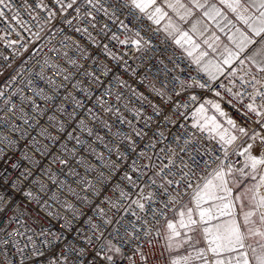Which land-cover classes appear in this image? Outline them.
Instances as JSON below:
<instances>
[{
  "label": "snow or ice",
  "instance_id": "obj_1",
  "mask_svg": "<svg viewBox=\"0 0 264 264\" xmlns=\"http://www.w3.org/2000/svg\"><path fill=\"white\" fill-rule=\"evenodd\" d=\"M53 3L59 6V14L66 24L91 43L101 47L103 55L117 65L123 60V56L113 52L108 44L100 45L89 31V27H80L81 24L97 29V17L102 15L112 22L117 31H112V28L104 23L98 28L99 33L115 44L131 47L136 52H148L152 50L151 41L141 34L143 28L136 27V23L147 18L153 24H159L161 19L168 17L164 30L176 45L192 57V63L197 66V70L207 76L205 81L192 77L194 84H186L180 80L181 88L208 89L219 98V101L208 100L205 103L222 119L215 115L207 116L204 104H201L197 113L203 117L204 122L194 123L193 127L214 132L212 139L219 144L221 155L213 157V149H206L190 135H185L183 142L180 137H173L171 143L160 147L154 155L150 154L157 148L159 141L167 139L164 131H153L152 135L157 139H152L148 132L138 129L132 120L127 119L119 107H114L110 99L119 104L121 97L114 93L110 86H105L102 79L109 76L113 69L104 61L89 56L85 49L65 35L60 42L94 65L89 70L69 57L67 52H62L55 46L51 48L52 52L74 66L77 72L86 78L88 87L77 80L73 83V88L81 92L87 100L94 101V107L99 109V113L114 115L121 125L127 126L128 131H122L118 127L114 130L112 123L102 118L93 107H87L86 115L90 120L98 122L102 129H106L111 139L106 140L105 136L94 132L84 120H80L77 127L89 137L95 136L96 141L109 153L108 158H105L103 152H97L90 143L81 141L72 133L67 134V139L74 140L81 148H87L108 174L97 171L78 155L75 148H70L64 143L59 144L61 155L53 157L49 163L58 164L61 172L67 177L75 178L86 193L90 192L99 197L101 193L97 185L110 187L112 192L119 194V199L113 201L104 197V202L110 208L116 209L117 213L123 208V215L114 218L108 216L103 208L96 206L94 211L110 228L105 233L91 218L84 219L85 212L82 209L67 200H61L60 194L54 191L51 185L58 186L83 207L93 208L87 194L81 195L66 180L59 179L50 167L43 168L41 161L30 156L27 149H18L17 141L0 134V144L11 150V154H8L4 149H0V224L4 225L0 227V257L3 258V264H12L11 256L18 254L20 264H25L23 253L28 245H31L28 258L34 264H118V261H127V264H152L140 241H146L147 246L151 248L152 241L157 238L164 241L163 246L168 253L166 264H264V193L260 192V189L264 188V0H161V3H157V0H53ZM218 4L227 8L236 20L244 25L245 30L237 28ZM166 8L171 9L178 20L184 23L193 17L194 10H201L202 17L213 21L217 29L221 32L227 29L231 33L227 36L231 47L223 44L214 32H209L208 25L200 17L194 19L188 29H184L180 23L168 16ZM37 9L46 12V17L41 19ZM69 9L76 13L72 19L64 15ZM22 11L39 26V30L32 33L37 39L40 31L44 30V25L55 19L58 14L44 0H36L34 5L29 4L28 0H21L18 6L15 5V0H0V23L5 25L0 32H15L22 40L20 32L9 23L15 21L24 31L31 33L32 27L22 19ZM129 18L133 27H129L125 22ZM73 19L78 21L75 26ZM3 39L4 36L0 35V40ZM19 42L9 40L7 46L12 47ZM124 63L126 64V61ZM233 64H236L235 68ZM39 67L47 68L48 72L33 71L32 76L43 81L53 92H58L59 86L49 73L58 75L64 81L71 79L59 63L52 61L51 56L45 55L39 62ZM165 70L170 71L167 66ZM3 71L0 67V75H3ZM23 71V68L19 69L16 75H22ZM16 75L12 76L11 82L16 81ZM32 76L24 77L22 83L25 89H31L33 96L20 95L19 99L22 104H31L33 111L43 116L44 111L36 105L34 97H39L47 103H53V97L33 83ZM221 76L228 80V84L223 81L216 83ZM115 82L121 86L125 85L118 77ZM92 86H95L99 95L90 90ZM217 88L223 91H217ZM153 91L158 97L165 96V93L154 87ZM19 92L20 89L17 88L6 95L5 91L0 89V112L7 108L10 112L18 113L19 118L28 124L23 108H17L12 101V96L18 95ZM133 94L141 102L147 101L143 94L134 90ZM105 95L110 99H105ZM64 99L71 100L74 106L72 113H67L62 105L53 104V107L68 119L75 120V109L85 108L84 101L71 95ZM190 99L196 101L197 97L193 95ZM147 103L155 116L160 117V108L151 101ZM222 104L236 108L237 113L248 118L251 123L238 122L229 115ZM237 105L240 107L237 108ZM176 107L181 105L177 104ZM124 108L137 122L142 121L145 127L151 128L152 116H147L141 109L130 107L127 103ZM163 119L167 124L169 118L164 116ZM48 121L58 127L60 132H64V124H57L54 116H49ZM0 122L5 128L19 133L21 139H27V134L20 132L18 126L10 123L5 117L0 116ZM253 123L257 127H252ZM38 135L54 144L58 143V140L43 128ZM145 138H148L147 143L140 147L138 141H144ZM30 146L41 156L49 155L47 147H41L36 141H31ZM17 152L22 160L45 176L50 185H46L31 169L24 167L20 160L15 158ZM230 155L243 157V166L236 169L231 163H225ZM205 156L208 158L205 159ZM73 161L86 172L93 174L91 181L80 176L79 171L72 166ZM202 165L209 171L206 176L197 177ZM237 172L242 178L259 179L257 183L245 187L242 192L233 196L232 189L242 182L236 178ZM113 179L119 182L113 184ZM193 181L196 183L193 184ZM189 188L193 190V207L181 201V189L186 191ZM48 200L65 208L71 218L52 212ZM120 200L127 201V206L121 205ZM25 201L42 206L57 224L51 227L42 226L38 233H34L39 242L33 235H27V241L22 245L21 241L26 234L34 231L21 219L27 215L24 209L28 204ZM6 209L12 210L11 216H7ZM169 211L174 213L171 218L167 215ZM13 221L18 222V227L7 232L9 239H5L4 233ZM74 221L86 224L92 235H86L84 229L77 227ZM194 233L202 235L205 247L197 246L200 241L192 235ZM17 236L19 239L14 238ZM125 246L128 247L127 252ZM9 247L14 248L15 252L10 253Z\"/></svg>",
  "mask_w": 264,
  "mask_h": 264
},
{
  "label": "built area",
  "instance_id": "obj_2",
  "mask_svg": "<svg viewBox=\"0 0 264 264\" xmlns=\"http://www.w3.org/2000/svg\"><path fill=\"white\" fill-rule=\"evenodd\" d=\"M20 2L21 0H15V5L18 6ZM44 2L48 4V6L54 11H57L58 14L55 19H51L47 24L44 25V30L40 31L39 39H37L32 34L39 30V26L37 25L36 21H32L31 17L23 11L22 19L30 23V26L32 27L31 33L24 31L23 28H20L19 25L15 23V21H9V23H11L13 27H15L16 30L20 32L21 36L23 37L22 40L16 35L15 32H11L10 34L0 32V35L4 36V39L0 40V67H2L4 70L3 75H0V89L4 90L6 95L14 92L17 88L20 89L18 95L12 96V101L17 106V108H23L29 121L28 124L24 123V121L19 118L18 113L10 112L6 108L3 112H0V116L8 119L10 123L17 125L20 132L27 134V139H21L19 137V133H14L10 129L5 128L2 122H0V134L7 135L11 139L17 141L18 149H27L30 156H33L34 158L41 161V166L43 168L50 167L53 173L56 174L59 179L66 180L73 188L76 189L77 192H80L81 195L87 194L93 205V208L83 207L78 201L75 200V198L70 197L58 186L51 185L53 190L60 194L61 200H67L68 202L75 204L78 209H82L85 212L84 219L91 218L94 223L98 224L99 227L104 230L105 233H107L110 228L102 222V220L94 211V208L96 206L103 208L108 216H112L114 218L117 215H123V208L121 209L120 213H117L116 209L110 208L103 199L104 197H108L113 201H117L119 199V194L112 192L110 187H101L99 185H97L101 193L99 197L91 194L90 192L86 193L84 187L78 185L75 178L67 177L61 172L60 166L58 164H50L49 161L53 157L61 155L59 144L64 143L70 148H75L78 155L82 156L88 163L94 166L97 171H104L105 175H107V171L102 168L95 156L91 155L87 148H81L80 146L76 145L74 140L69 141L67 139V134L72 133L74 136L79 137L81 141L90 143L92 148H94L97 152H103L105 158H108L109 153L103 148L102 145L98 143V141H96L95 136L89 137L86 132L81 131L80 128L77 127L79 121L84 120L88 127L92 128L94 132H98L100 135L105 136L106 140L111 139V136L107 133L106 129H102L98 122L90 120V118L86 115L87 107H93V110L98 112L102 118L107 119L109 123H112L114 125V130L118 127L122 131H128V128L126 125H121L119 120L114 115L99 113V109L94 107V101L87 100L81 92L73 88L72 85L77 80H79L83 86L88 87L86 78L81 73L77 72L74 66L68 64L65 60L61 59L60 56L52 52L51 48L55 46L62 52H67L69 57L77 60V63L84 65L89 70H91L94 65L90 60L81 58L79 53H77L74 49L69 48L66 44L60 42L63 37L67 35L71 38V40L78 43L82 49H85L89 56L94 59L104 61L105 64H108L113 69V72L110 73L109 76L102 77V79L105 83V86H110L112 91L121 97V101L119 104H117L114 99H110L107 97V95H105V99H110V103H112L114 107H119L127 119L132 120L133 124H135L138 129L148 132L152 139H157L156 136L152 135L153 131L162 130L165 133V137L167 139L157 143V148L153 149L150 153L153 155L158 152L160 147H164L166 144L171 143L173 137L178 136L180 137L181 142H183L185 135H190L197 139L206 149H213V157L220 156L221 151L219 144L215 139H212L215 133L210 132L207 129L202 131L199 127H193L194 123L202 124L204 122L203 117L197 113V109L201 104H204L207 116L211 117L215 115L218 119H222L210 105L205 103V101L208 100L219 101V98L208 89H200L197 87L181 88L180 80L185 81L186 84H194L192 77H196L200 81L207 80V77L201 71H198L197 66L192 64L184 56L182 51L174 44V42L167 36L163 35L159 29L147 18H143L137 22L135 26L143 28L141 34L144 35L146 39L151 41L152 50L148 52H136L135 49L131 47L115 44V42H111L107 36L99 33L98 28L104 23H107L109 27L112 28V31H117L116 27L112 25V22L107 20V18L103 17L102 15H98L97 17V20L99 21L97 24V29H92L86 24L80 25V27H89V31L92 32L93 36L96 37L100 45L108 44L113 52H116L117 55L123 56V60L119 65H117L116 62L110 61L103 55L101 47H98L97 44L91 43L85 36L75 32L72 26H69L64 22L62 16L59 14V6L55 5L53 0H44ZM28 3L34 5L36 0H28ZM36 11L39 13L41 19L45 18L47 15L46 12L40 11L39 9ZM64 15H66L69 19H72L76 16V13L69 9L67 13H64ZM121 18L123 19V16ZM125 22L128 23L129 27L134 26L131 18ZM77 23L78 21L73 19V26H75ZM4 27L5 25L0 23V29ZM9 40H19L20 42L12 47H8L7 41ZM45 55L51 56L52 61L59 63L65 69L66 74L71 77L69 81H64L58 75L49 73V75H52V78L56 80L57 85L59 86L58 92H53L43 81H39L38 78L32 76L33 71L48 72L47 68L41 69L39 67V62L43 60ZM5 57L7 59H4ZM124 61H126V64ZM9 65H11V67H9ZM165 66H167V69H170V71L165 70ZM235 67L236 64H233V68ZM21 68L24 69L23 74L16 75L18 70ZM14 75H16V81L13 83L11 82V78ZM28 76H32L33 83L38 84L39 87L45 90L47 95L53 97V103H47L39 97H34L36 105H38L39 108L44 111L43 116H40L37 112L33 111L31 104H22L19 99L20 95L27 94L28 96H33L31 89H25L23 87V78ZM117 77L125 82L124 86H121L115 82V78ZM220 81L228 84V80L225 79L224 76H221L216 83L218 84ZM153 87L165 93V96L158 97L153 91ZM90 90L96 95L100 94L96 91L95 86H92ZM133 90L136 93L143 94L147 98V101H151L152 103L156 104L161 110V116L156 117L152 108L148 106L147 101L141 102L138 100L133 94ZM216 90L223 91L222 89L218 88ZM177 93H179V95H177ZM69 95L75 96L78 99L84 101L86 105L85 108L75 109V120L68 119L67 116L60 114L56 111L55 107H53V104L62 105L67 113H72L74 106L71 100L64 99ZM193 95L197 97L196 101H192L190 99V97ZM125 103H127L130 107L141 109V111L147 116H152L153 122L151 124V128L149 129L148 127H145L142 121L137 122L132 114L124 108ZM177 104L181 105V107L177 108ZM184 105H187V107H184ZM222 107H224L225 110L228 111L229 115L238 122L245 124L251 123L248 118L242 117V114L237 113L236 108H233L231 105L222 104ZM236 107L239 108L240 106L237 105ZM49 116H54L56 118L57 124H64V132H60L58 127L50 124L48 121ZM164 116L169 118L167 124L164 122ZM29 125H35V127L33 128ZM251 126L257 127L254 123L251 124ZM42 128L55 137L58 140V143L54 144L52 141L38 135ZM147 139L148 138H145L144 141H138L139 146L143 147L144 143H147ZM31 141L38 142L41 147H47L49 155L47 157L41 156L39 152H36L33 148H31ZM0 149H4L5 152L11 154V150L5 149L3 144H0ZM15 158L20 160L24 167L35 172L36 176L43 180L46 185H50V181H48L45 176H42L36 171V168L20 158L19 152H17V156ZM204 158L207 159L208 157L205 156ZM146 162L147 161H145V163ZM225 163H231L234 168L239 169L243 165V157L230 155L229 159L225 161ZM72 166L76 168L77 171H79L81 177H86L90 181L92 180V173L86 172L83 168H80L78 165H76L74 161ZM21 171H23V168ZM208 171L209 170H205L202 165L200 170L197 172V177L206 176ZM118 182L119 181L113 179V184ZM200 182L202 183V181ZM195 183L196 181H193V184ZM122 186L124 185L122 184ZM181 191V201L183 203L192 196L193 190L189 188L186 191L181 189ZM37 194L43 196L41 193L37 192ZM44 198L47 199L46 196ZM47 202L52 212L58 213L62 216H69V218H71L70 213L59 204H56L51 200H48ZM25 203L28 204V207L24 209L27 215L22 216L21 219L24 220L26 224H29L34 231L26 234L24 240L21 241L22 245L27 241V235H33V238L37 239L39 242V238L36 237L34 233H38L42 226L51 227L52 225L57 224V221L53 217L48 216L47 211H45L42 206L32 204L28 201H25ZM119 203L121 205L127 206L128 202L120 200ZM6 213L7 216H11L12 210L6 209ZM173 214L174 213L171 211L167 213L169 217ZM7 216L5 218H7ZM28 217H30V219ZM74 224L77 227H82L86 235H92L86 224H83L79 221H74ZM161 224H163V218H161ZM3 226V224H0V227ZM17 227L18 222L13 221V223L8 226L6 232L4 233V238L9 239L7 232L14 231ZM20 230L23 231L22 228ZM14 238L19 239L18 236ZM140 243L143 245V251L150 256L152 264H158V262L159 264H166L168 253L163 246V240L159 238L153 240L151 248L147 246L146 241H140ZM81 246H83V241H81ZM30 250L31 245H28L23 253L25 264H34V262L28 258ZM125 251H128L127 246H125ZM9 252H15V249L9 247ZM11 259L12 264H20L19 254L11 256ZM0 264H3L2 257H0ZM118 264H127V261H118Z\"/></svg>",
  "mask_w": 264,
  "mask_h": 264
},
{
  "label": "crops",
  "instance_id": "obj_3",
  "mask_svg": "<svg viewBox=\"0 0 264 264\" xmlns=\"http://www.w3.org/2000/svg\"><path fill=\"white\" fill-rule=\"evenodd\" d=\"M157 3H161V0H157ZM218 7L221 8V10L228 16V18L236 25L237 28H240L241 30H245L244 28V25L242 23H240L238 20H236L235 16L228 11L227 8H225L223 5H219L218 4ZM167 12H168V16L171 17L174 21L180 23L182 25V27L184 29H188L192 23V21L194 19H196L197 17H200L201 19H203L204 23L208 25V28H209V32H214L216 36H219L220 38V41L223 43V44H228L230 47H231V44L230 42L228 41V38L227 36L230 35L231 33L225 29V32H221L219 29L216 28L215 26V23L213 21H210L208 20L207 18H204L202 17V14H201V10H194V15L193 17H191L187 23H184L182 21H179L178 20V17H176V15L172 12L171 9H165ZM167 20H168V17H165L164 19H161L159 24H154L158 29L159 31L167 36L168 38H170L168 36V34L166 33V31L164 30L165 29V25L167 24ZM152 22V21H151ZM227 33V34H226ZM171 39V38H170ZM259 39V38H257ZM172 40V39H171ZM173 41V40H172ZM175 44V43H174ZM176 45V44H175ZM181 51L182 53L184 54V56L192 63V57H189L188 54L183 51V49H181L178 45H176ZM206 47V46H204ZM196 53L194 52L193 55H195ZM246 55V53H245ZM243 58V56H241V59ZM193 64V63H192ZM195 65V64H194ZM226 67V66H225ZM202 72V71H201ZM203 73V72H202ZM204 74V73H203ZM205 75V74H204ZM206 76V75H205ZM207 77V76H206ZM233 195V194H232ZM237 194H235L234 196H236ZM184 204H189L190 207H193L194 206V202L192 201V196L187 199L186 201L183 202ZM207 205H205L206 207ZM237 211L239 210V208L237 207L236 209ZM174 215V214H173ZM171 215L170 218L173 216ZM192 235H195L196 238L200 241V243L197 245L198 247H205L206 244L203 240V237L202 235H200L199 233H194Z\"/></svg>",
  "mask_w": 264,
  "mask_h": 264
},
{
  "label": "rangeland",
  "instance_id": "obj_4",
  "mask_svg": "<svg viewBox=\"0 0 264 264\" xmlns=\"http://www.w3.org/2000/svg\"><path fill=\"white\" fill-rule=\"evenodd\" d=\"M242 166H243V165H242ZM242 166H241V167H242ZM245 171H247V170H245ZM235 176H236V178H237L238 180H240V181H242V182L239 184L238 187H235V188L232 189V194H233V196H234L235 194H239L240 192H242V191L244 190L245 187H248V186H251V185L257 183V182H258V179H259V177H257L256 180H252L250 177H243V178H242V177L239 176V173H238V172L235 173ZM260 192L264 193V188H261V189H260ZM249 195H250V194H249ZM237 207L239 208V202H237Z\"/></svg>",
  "mask_w": 264,
  "mask_h": 264
}]
</instances>
